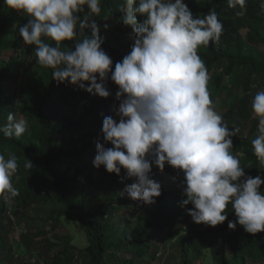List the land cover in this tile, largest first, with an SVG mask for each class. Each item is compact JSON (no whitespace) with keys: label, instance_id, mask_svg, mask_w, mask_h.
<instances>
[{"label":"trees","instance_id":"1","mask_svg":"<svg viewBox=\"0 0 264 264\" xmlns=\"http://www.w3.org/2000/svg\"><path fill=\"white\" fill-rule=\"evenodd\" d=\"M184 3L194 17L215 11L223 24L219 41L198 49L209 76L207 90L215 111L217 103L224 108L220 115L228 128L238 129L232 152L245 154V177L264 179V165L251 143L259 124L252 100L264 91L261 0H246L243 7H230L228 0ZM125 5L126 0H100V13L92 17L113 70L134 43L132 28L122 22ZM28 19L0 0V126L7 125L9 113L28 121L19 138L0 134V154L6 159L14 154L18 161L12 180L18 195L9 193L12 210L5 203L8 192L0 193V264H152L163 252H168L164 264H205L207 250L215 264H260L259 255L264 264V232L249 234L238 223L230 230L228 221H236L230 205L228 220L205 230L188 215L192 205H182V191L168 188V172L152 167L161 195L147 205L127 197L126 186L134 178L124 179V169L118 177L88 163V155L97 153L96 144L104 142L103 118L114 116L119 106L118 86L109 79L110 96L100 98L68 82L58 83L53 69L38 64L35 46L19 35ZM90 34L84 30V35ZM82 39L78 35L61 47L74 50ZM28 160L31 169L25 168ZM32 218L44 227L15 239L16 222L25 225L33 223ZM73 225L85 233L87 246L77 247L69 235L61 234Z\"/></svg>","mask_w":264,"mask_h":264},{"label":"clouds","instance_id":"2","mask_svg":"<svg viewBox=\"0 0 264 264\" xmlns=\"http://www.w3.org/2000/svg\"><path fill=\"white\" fill-rule=\"evenodd\" d=\"M228 3L243 7L246 0ZM4 4L29 17L19 27V35L25 44L35 46L38 64L53 69L58 83L68 82L100 98L110 96L106 81L118 86L114 114L118 120L103 118L104 142L96 144L93 165L118 177L124 169V179L134 178L125 189L129 199L154 204L161 184L152 178V167L163 172L167 164L183 173L178 190L185 197L182 205H192L188 215L194 223L208 225L207 229L221 225L228 220L225 213L230 205L236 217L228 221L230 230L238 223L249 234L264 232V192L260 191L264 179L245 177V154L233 155L232 137L238 129L230 130L223 121L220 103L215 111L207 90V68L198 55L201 46L218 42L222 34L223 24L215 11L194 17L184 0H126L122 22L132 28L134 43L113 70L112 59L102 49L100 28L92 19L100 13V0H4ZM260 6L264 9V0ZM85 29L90 36L84 35ZM78 35L83 39L74 50L61 47ZM252 111L259 124L251 143L264 165V91L254 96ZM7 120L0 126L4 137L25 133V118L9 113ZM241 154L242 167L236 157ZM32 167L28 160L25 168ZM17 170L14 154L7 159L0 154V193L18 195L12 183ZM173 180L177 183L175 176ZM258 259L261 262L260 255Z\"/></svg>","mask_w":264,"mask_h":264},{"label":"rangeland","instance_id":"3","mask_svg":"<svg viewBox=\"0 0 264 264\" xmlns=\"http://www.w3.org/2000/svg\"><path fill=\"white\" fill-rule=\"evenodd\" d=\"M84 14H86V10H85ZM113 118H115V115L113 116ZM245 134H246V132H245ZM257 134H258V132L254 133L252 140L257 136ZM105 147H112V145L111 144H106ZM96 154L97 153L94 154L93 158H92V154L90 156L88 155V163L91 164V161L94 160ZM241 156H243V154H241L239 156H236V157L239 159L241 167H242ZM167 166L168 165L166 164V168H164L163 172H161L160 170H159V172L161 174H163L164 172H166V173L168 172L169 173V175L167 174L169 176V183L167 184L168 188L180 189V186L178 184H180V182H181V179L183 177V173L180 170L173 169L172 167H170V166L167 167ZM174 176L176 177L177 183H175V181L173 180ZM165 184H164V186H165ZM92 189H93V187H92ZM162 191H163V187H162ZM11 201L12 200H11V198L9 196V193H7L6 194V204H7L9 209H10V207L12 205ZM20 225H21V228H20ZM44 225L45 224L40 223V222L36 221L35 219H33V223L29 222V223H25V225H24V223L16 222V231L14 230L13 236L15 237V239L18 240L19 234H21V232L24 233V232H26L29 229H31V230L32 229L33 230L42 229V227H44ZM202 227L204 229H207L209 226L203 224ZM61 234L62 235H69L70 238L72 239V244L76 245L77 247L83 248V247L88 245V240L86 238L85 233L80 231L79 228L76 225L70 226V229H68V230L63 229L61 231ZM206 255L207 256H205V260H206L205 264H215L213 262L211 254H210V252L208 250L206 251ZM26 257H27V259H30L31 256H30V254H28ZM167 257H168V252H163L162 255L157 260L152 262V264H164L166 259H167ZM260 264H262V263L260 262Z\"/></svg>","mask_w":264,"mask_h":264},{"label":"bare ground","instance_id":"4","mask_svg":"<svg viewBox=\"0 0 264 264\" xmlns=\"http://www.w3.org/2000/svg\"><path fill=\"white\" fill-rule=\"evenodd\" d=\"M11 196H12V195H11ZM11 198H12V197H11ZM11 202H12V201H11ZM8 203H9V202H8ZM12 209H13V208H12ZM12 209H11V210H12ZM8 210H9V209H8ZM8 212H9V211H8ZM11 214H12V213H11ZM20 228H21V225H20ZM17 233H18V232H17ZM21 233H22V232H21ZM20 235H21V234H20Z\"/></svg>","mask_w":264,"mask_h":264}]
</instances>
